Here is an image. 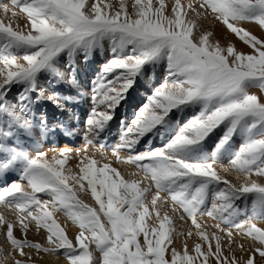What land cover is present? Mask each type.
<instances>
[{
    "label": "snow or ice",
    "instance_id": "1",
    "mask_svg": "<svg viewBox=\"0 0 264 264\" xmlns=\"http://www.w3.org/2000/svg\"><path fill=\"white\" fill-rule=\"evenodd\" d=\"M249 23L264 30V0H0V180L20 177L0 188V264H42L45 255L67 264H264V38ZM218 25L251 51L222 44ZM106 42L112 58L93 81L86 144L49 158L35 139L47 122L35 111L77 97L47 92L41 80L79 89L76 57L87 62ZM161 63L163 82L112 150L136 167L126 178L95 158H108L105 144L87 154L89 134L99 137L146 66ZM149 136L163 146L149 139L140 151ZM74 157L78 171L66 167ZM89 192L98 208L80 198ZM55 212L78 226L74 237ZM30 230H43V242L29 239Z\"/></svg>",
    "mask_w": 264,
    "mask_h": 264
},
{
    "label": "rangeland",
    "instance_id": "2",
    "mask_svg": "<svg viewBox=\"0 0 264 264\" xmlns=\"http://www.w3.org/2000/svg\"><path fill=\"white\" fill-rule=\"evenodd\" d=\"M5 2H8V0H5ZM21 22H24V20H22ZM253 25L256 26L255 23H253ZM250 30L258 37L264 38V30H262L258 25ZM246 46L247 45L244 44L245 49L242 48L238 50L244 51L245 53H249L251 49L248 46L247 47ZM105 47L108 46L104 44L102 48L96 49L93 52V54L89 57L87 62L82 60L79 56L76 57L75 60L76 69H77L76 74L80 85L79 89L69 88V86L67 85H58L55 83L49 84L47 81L41 80V84L45 87L47 92H51L55 90L63 96L72 95L74 97H77V100L75 102L62 101L61 102L62 107H58L57 105L53 104L50 101H43L40 103V105L35 111L37 117L43 116L47 122V129L45 130L44 135H40V133L38 132L35 139L40 142V147L42 148V150L48 153L49 158L52 155L58 154L59 150L63 148H71L73 150V153H75L77 149L84 148L86 144V140H85V133L87 128L86 120L88 119L91 108L93 107V102L91 100V95H92L91 89L93 87V81L96 80L103 65L106 64L112 58L111 49L109 47L108 48ZM67 62H68V58L65 56L64 63ZM160 65L161 67H159L158 69H156L157 66L152 67L154 68V70L156 69L155 71H152V73L150 70V66H146V75L143 78H139L136 84L133 86V88L129 89L127 93V98L121 101L120 105L115 108L112 121L109 122V124L106 127V130L99 137H93L91 136V134H89V138L93 139V145L88 147L87 154L89 156L93 155V153L96 152V147H98L100 143H103L105 144V153L108 158L106 160H102L100 155L96 154L95 158L98 161H100L101 163H108L114 159L111 162L112 166L117 167L120 171H122L123 168L122 165L126 167L127 171L137 170L134 165H129L126 163L122 164L118 162L116 158L112 155V150L115 145L120 143L121 135L124 128L131 124V121L134 119L135 115L139 112L138 110L140 109L138 105L140 103H142V105L143 103H146L147 97L148 95L151 94L152 88L163 82L165 76V69L163 68L162 63ZM251 91L258 95L261 92V90L259 89H252ZM78 93H83V95L81 96ZM12 94L13 95L17 94L16 88L13 89ZM68 114H71L72 116L71 115L68 116ZM192 115L193 112L189 110L186 111L185 113H182V117L178 119V113H177L175 116V121L177 120L176 121L177 124H183ZM69 117L71 119L74 118V122H75L74 124H72L73 121ZM70 121H72V123ZM220 128L221 129H216L217 131L215 130L216 133L214 132L215 133V134L213 133L214 135L211 134L210 139L212 138H215V140L219 139L220 135L223 134L221 131L223 129V125H221ZM150 138H151V145L153 147L163 146V140L161 138L149 136L142 139L141 145L138 146V149L140 151H144L146 149V147L148 146L147 141ZM214 142L215 141H213V143ZM239 142H240L239 138H236L235 143L237 146L239 145ZM27 143L30 145V150L31 147H35V143L32 140L27 141ZM209 150H211V146ZM121 155L126 156L128 155V153L121 152ZM77 161L78 158L76 157L70 159L66 167L72 168L73 171H78V168L76 167ZM114 161L117 162V165H115ZM221 163L223 165V168L227 170L226 174L228 175V177L230 179H234L236 173L234 170H231L229 168L227 158L222 160ZM12 181L20 182V177L18 173L9 174L3 180H0V188L7 186ZM26 190H30V189H26ZM39 195H41L42 198L47 199V197H45L43 194H39ZM80 198L83 199L88 204L98 208V205L95 204V201L92 199L90 192L81 193ZM208 207L209 208L211 207L210 203L208 204ZM54 218L57 219V221L62 226H65L67 228L68 234L69 232H71V230L68 228V225L70 226H74V225L63 214V212H55ZM197 220L202 223H207L208 225H212L215 223V221H213L210 217H206V216H198ZM186 227L187 229L191 227L190 219L186 223ZM75 233H78V226L76 225H75ZM29 234L31 235L32 238H30L29 236L28 238L31 240L34 241L39 240L41 242H43L44 240V236L42 237L39 236V234L36 231L34 232L33 230H30ZM187 244L189 248H192L193 239L188 238ZM174 246L177 248V250H182L183 237H179L175 241ZM236 255L239 256L240 253L237 251ZM59 258L66 260V264H67L66 257L59 256Z\"/></svg>",
    "mask_w": 264,
    "mask_h": 264
},
{
    "label": "bare ground",
    "instance_id": "3",
    "mask_svg": "<svg viewBox=\"0 0 264 264\" xmlns=\"http://www.w3.org/2000/svg\"><path fill=\"white\" fill-rule=\"evenodd\" d=\"M166 2H168V3H170L171 2V0H166ZM129 3H131V0H129ZM22 20H24V22H21ZM16 23H18L21 27H23L24 25H25V23H26V20L24 19V16L22 15V14H20L19 16H18V18H17V21H16ZM247 28H249V29H252V28H255L256 26L255 25H253V23H249V24H247V25H245ZM215 31H216V35L221 39V43L222 44H224V43H227V41L228 40H231V42L232 43H234L235 45H236V47H237V49H242V48H244V43L243 42H241V41H239V39L237 38V37H235L234 35H231V36H229L228 35V33L226 32V30L224 29V27L222 26V25H218L217 27H216V29H215ZM105 45H107L109 48H110V45L106 42L105 43ZM108 47H105V48H108ZM247 47V46H246ZM245 49V48H244ZM243 49V50H244ZM107 51V50H106ZM109 51V50H108ZM100 54H101V52H100ZM100 54H99V56H100ZM104 55V54H103ZM101 58V57H100ZM104 58V57H103ZM102 59V58H101ZM163 65V68L164 69H166V63H162ZM157 67H156V69H158L159 67H161V65L160 64H158V65H156ZM97 67V66H96ZM155 69V70H156ZM150 70H151V73H152V71H155L154 70V68H152V67H150ZM161 70V69H160ZM150 87V86H149ZM258 92V91H257ZM146 99V98H145ZM147 103V102H146ZM145 103H143V105H144ZM142 105V103H140L138 106H139V109H141V107L143 106H141ZM139 111V110H138ZM65 112H66V109H65ZM69 113H70V111H69ZM87 113V112H86ZM73 114H74V112H73ZM71 114H68V116H70ZM72 116V115H71ZM182 117V113H178V119H180ZM70 118V117H69ZM71 119V118H70ZM72 121H73V123H72V121H70L72 124H74L75 122H74V118L73 119H71ZM177 121V120H176ZM71 124V125H72ZM218 129H221V128H218ZM69 130V129H68ZM217 131V130H216ZM216 133V132H215ZM214 133V134H215ZM213 134V135H214ZM151 139V138H150ZM158 139V138H157ZM240 143V142H239ZM112 158H113V156H112ZM114 160V159H113ZM112 160V161H113ZM112 161H110V162H112ZM114 163H115V165H117V162H115L114 161ZM120 164V163H119ZM123 164V163H122ZM121 165V164H120ZM119 165V166H120ZM123 166V168H122V173L123 174H125V176H126V178H128V173H130V172H135L134 170H130V171H127L126 170V167H124V165H122ZM117 168V167H116ZM121 168V167H120ZM137 171V170H136ZM142 175V174H141ZM170 214H172L171 212H170ZM174 215H178V214H174ZM68 228L71 230V232H69V235L71 236V237H74L75 236V234H77V233H75V225L74 226H70V225H68ZM177 228H178V231H186L187 230V227H186V223L185 224H183V225H180L179 224V222L177 223ZM34 231V230H33ZM35 232V231H34ZM17 235H19V232H17L16 233ZM38 234H39V236H44V231L43 230H41L40 232H38ZM28 236L30 237V238H32L31 237V235L30 234H28ZM179 237H177V239H178ZM176 239V240H177ZM62 256V255H61ZM60 256V257H61ZM55 257V256H54ZM53 256H49V255H45L44 257H43V260H42V264H66V260H64V259H62V258H59V257H55L54 258Z\"/></svg>",
    "mask_w": 264,
    "mask_h": 264
}]
</instances>
